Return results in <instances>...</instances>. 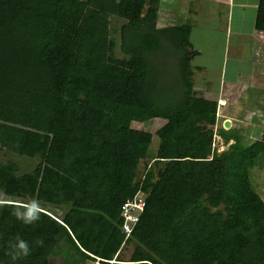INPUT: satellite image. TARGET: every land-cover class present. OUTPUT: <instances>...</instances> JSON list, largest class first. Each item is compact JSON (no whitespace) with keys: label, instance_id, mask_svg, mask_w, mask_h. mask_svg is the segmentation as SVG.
<instances>
[{"label":"trees","instance_id":"1","mask_svg":"<svg viewBox=\"0 0 264 264\" xmlns=\"http://www.w3.org/2000/svg\"><path fill=\"white\" fill-rule=\"evenodd\" d=\"M159 4L0 0V89L12 91L0 99L25 101L22 124L42 100L57 110L48 135L0 120V150L39 158L24 174L0 161V264H264V199L250 181L264 168V130L238 137L220 123L217 101L194 89L191 26L159 27ZM254 19L264 32V0ZM217 124L233 140L220 154ZM138 192L146 210L125 240L105 213ZM33 201L64 214L39 208L25 223L14 213ZM19 240L30 251L13 260Z\"/></svg>","mask_w":264,"mask_h":264},{"label":"crops","instance_id":"2","mask_svg":"<svg viewBox=\"0 0 264 264\" xmlns=\"http://www.w3.org/2000/svg\"><path fill=\"white\" fill-rule=\"evenodd\" d=\"M185 1H189L194 6L190 7V11L193 12L188 11L189 13L195 15L201 13L203 16L205 13L210 12L206 20L215 26L217 32L212 40L209 38L204 39L202 36L199 38L207 41L208 46L200 45L196 34L203 29H210V24H208L210 26L208 27L205 23L206 27H203L197 25L198 23H195L193 19L188 20V22L184 21L178 10L179 6ZM197 2L198 6H196ZM259 2L260 0H160L159 20L167 21L170 26L179 25L181 21H184L185 24H193L190 25L192 28L190 41L193 47L195 43L199 46L200 52L199 56L192 61L198 72L194 89L201 90L202 95L208 98L216 97V92L210 89V84L217 82L224 89V98L228 100V104H236L239 107L243 102V98H246L247 88L248 90L249 88L254 90V86L257 85L264 91V80L255 84L256 78L264 77V32L258 31L254 26V18L259 9ZM168 12L178 14L180 16L179 20H175L173 15L165 18V14ZM201 15L197 14V19L201 18ZM172 21L177 22L173 23ZM220 30L223 31V36L228 40V45L224 42ZM213 51L216 53L213 65H210L206 59H198L202 57L204 52L212 56ZM218 51L220 52V61H218ZM260 64L262 70H257L254 66ZM253 90L250 91L253 92ZM15 99L19 101L18 98ZM15 99L9 104H15ZM236 105H230L229 109L226 105L218 106L221 110L220 115L230 114L231 109ZM5 117H7L6 121L8 123H12L14 118H19V115H12L2 108L0 110V120H4ZM229 123L231 124V122Z\"/></svg>","mask_w":264,"mask_h":264},{"label":"rangeland","instance_id":"3","mask_svg":"<svg viewBox=\"0 0 264 264\" xmlns=\"http://www.w3.org/2000/svg\"><path fill=\"white\" fill-rule=\"evenodd\" d=\"M83 1V0H82ZM196 6H198V2L196 3ZM179 10L178 13H180L181 18H183L184 21L188 22L191 21V19L194 20L195 23H198L197 25L199 26H203L206 27L205 23L208 25L210 24L211 28L207 29V30H202V31H198V33L196 34L197 39L199 40L200 45L203 46H208L207 41L201 40L199 39L201 36L204 39H213L214 35L217 32V29L215 28V26H213L209 21L206 20V17L210 14V12L205 13L203 16L201 15V13H197L201 15V18L197 19V14H193V13H189L188 11H190V7H194L190 4L189 1H185L183 4H181L179 6ZM193 12V11H190ZM165 13V12H163ZM195 13V12H194ZM173 15V18L175 20H179L180 16L178 14H172V13H166L165 14V18H169ZM177 21H172L173 23H176ZM181 21L179 22L180 24H184L185 22ZM123 21L120 19L114 20L112 22V30L116 32V37L118 40V45H119V38H120V32L119 29L120 27L123 25ZM159 27H165V26H170V24L165 21V20H159L158 23ZM193 25V24H190ZM208 25V27H210ZM221 35L222 38L224 40V42L228 45V40L225 39V37L223 36V31H221ZM194 47L199 50V46L194 45ZM172 54V52H170ZM219 53V59L218 61L221 60L220 58V52ZM241 53V51H240ZM116 54L118 56H121L120 53V49L119 47L116 48ZM215 52L213 51L212 56L206 54L205 52L203 53L202 57L198 58V59H206L210 65H213L215 62ZM170 56H168V53H164L163 56H160V60L161 63H159V65L165 67V69L167 70L168 74L166 75V77H169L172 72L174 71V65L172 64L173 60L171 58H169ZM196 59V60H198ZM257 70H262V65H255L254 66ZM192 69L194 72L193 75V81H195L196 79V75H197V70L196 67L194 65V63L192 62ZM205 73V71H204ZM264 80L263 78H256L255 79V84L261 82ZM210 89L213 92H216V97H209V100L212 101H217L218 106L220 107L221 105L224 106L226 105L227 108L229 109L230 105H236V104H228V100L226 98H224V89L221 88L220 84H218L217 82H212L210 84ZM246 89V88H244ZM250 90H253L252 88H247V92L245 93V97L243 98V102L241 103V107L239 106H235L233 109H231V113L226 115V116H221L220 113L219 115V120L220 123H222L223 121L225 122H231L229 128H227V130H229L228 132L232 131V134L237 135L238 137H250V138H261V134L262 131L264 130V91L262 90L261 87L255 85L254 86V90L253 92H251ZM9 92L12 91H7L5 89H0V97H8L9 96ZM20 96H24V95H20ZM258 99H261L262 102H259L260 104H258ZM21 102L24 104V106L26 107L24 110L21 109ZM21 102H19V104H9V103H4L2 99H0V110L3 108V110H5L6 112H10L12 115H19V124H14L16 126L19 127H23V126H27V129H31L33 131H37L40 132L42 134H50L51 131L55 130V122L57 120L56 117V111L54 106V103L51 99H45L42 100V108H35V110H32V113L29 114V124H22V123H26L24 122L26 120V118L28 117V110L27 106L25 104V101L22 100ZM51 106V107H50ZM34 108V107H33ZM1 119V118H0ZM13 121H18V119L14 118ZM55 121V122H54ZM223 124H225L223 122ZM159 123H152L150 124L147 129L149 131H153L156 126H158ZM217 126L215 127V136H214V148L216 150H218L219 154L222 153L223 151L229 150L232 148V144H233V140H230L228 142L225 141V139L223 140L222 136L220 135V133H218L217 131ZM141 127V126H140ZM221 127H224V125L220 126L219 129ZM61 131V129L57 130V135L62 138L63 140H68V137L63 134H59L58 132ZM231 135V134H230ZM4 160H12L14 162H16L20 169V174H24L27 173L31 170L34 169V167H36L37 163L39 162V158L38 157H26V156H17L16 154H12V153H8L5 151L0 150V161L4 162ZM264 168H262L260 170V173H257V179L254 176L253 171H251L250 173V181L253 185V189L260 194L263 199H264ZM257 171H259V169H255ZM9 199L7 197V195L3 192H0V201H4ZM32 203V202H30ZM37 203V202H36ZM38 207L44 208L46 210H48L54 217L56 218H61L64 214V209L61 207H56V206H45L43 204L37 203ZM116 207V204L113 205L111 208ZM109 210L108 209L106 211V215L108 217H110L112 219L113 213L110 214L109 216ZM146 209H144L143 213L145 212ZM111 211V210H110ZM143 213L141 214V217L143 215ZM121 228V227H120ZM122 232L125 234V240L131 238L133 232L129 235H127L123 229L121 228ZM61 258H57V259H53L50 261V263L52 264H59V260ZM62 260L60 261L61 264ZM111 263L114 264H141V263H132V262H116L113 261ZM97 264V263H95Z\"/></svg>","mask_w":264,"mask_h":264},{"label":"built area","instance_id":"4","mask_svg":"<svg viewBox=\"0 0 264 264\" xmlns=\"http://www.w3.org/2000/svg\"><path fill=\"white\" fill-rule=\"evenodd\" d=\"M145 208L146 197L142 192H138L133 199L127 200L124 204H116V207L111 208L109 216L111 213L113 216L112 219L109 218L129 235L136 228Z\"/></svg>","mask_w":264,"mask_h":264},{"label":"clouds","instance_id":"5","mask_svg":"<svg viewBox=\"0 0 264 264\" xmlns=\"http://www.w3.org/2000/svg\"><path fill=\"white\" fill-rule=\"evenodd\" d=\"M2 203V202H0ZM111 209V208H110ZM39 207L35 201L26 206V210L24 212H16L18 218L24 220L25 223H31L39 218ZM37 243H41L42 241H38ZM13 251L9 252V255L13 260L18 259L21 256H27L29 254V247L27 243L23 240H19L18 243L11 245Z\"/></svg>","mask_w":264,"mask_h":264},{"label":"water","instance_id":"6","mask_svg":"<svg viewBox=\"0 0 264 264\" xmlns=\"http://www.w3.org/2000/svg\"><path fill=\"white\" fill-rule=\"evenodd\" d=\"M229 126H230V123L228 121L225 122V128H229Z\"/></svg>","mask_w":264,"mask_h":264}]
</instances>
